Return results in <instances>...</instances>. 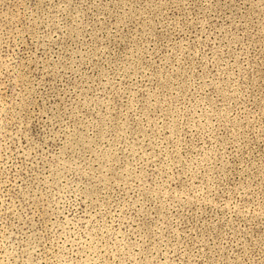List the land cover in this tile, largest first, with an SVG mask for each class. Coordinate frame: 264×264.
I'll return each mask as SVG.
<instances>
[{"label": "rangeland", "instance_id": "374dc122", "mask_svg": "<svg viewBox=\"0 0 264 264\" xmlns=\"http://www.w3.org/2000/svg\"><path fill=\"white\" fill-rule=\"evenodd\" d=\"M0 264H264V0H0Z\"/></svg>", "mask_w": 264, "mask_h": 264}]
</instances>
